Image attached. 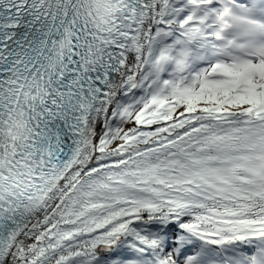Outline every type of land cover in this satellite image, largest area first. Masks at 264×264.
I'll return each mask as SVG.
<instances>
[{"label": "snow or ice", "instance_id": "obj_1", "mask_svg": "<svg viewBox=\"0 0 264 264\" xmlns=\"http://www.w3.org/2000/svg\"><path fill=\"white\" fill-rule=\"evenodd\" d=\"M0 264H264V0H0Z\"/></svg>", "mask_w": 264, "mask_h": 264}]
</instances>
